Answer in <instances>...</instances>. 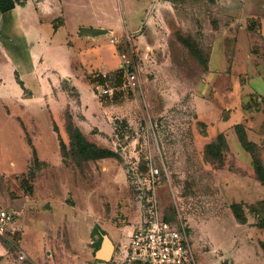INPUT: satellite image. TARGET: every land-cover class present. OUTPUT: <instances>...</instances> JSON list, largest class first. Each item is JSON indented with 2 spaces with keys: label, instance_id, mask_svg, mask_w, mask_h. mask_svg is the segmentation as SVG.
I'll list each match as a JSON object with an SVG mask.
<instances>
[{
  "label": "rangeland",
  "instance_id": "1",
  "mask_svg": "<svg viewBox=\"0 0 264 264\" xmlns=\"http://www.w3.org/2000/svg\"><path fill=\"white\" fill-rule=\"evenodd\" d=\"M161 1L171 4V17H151L153 2L149 0H27L26 9L20 13L28 24L27 31L30 30L31 36L37 39H32V50L41 59V68H50L57 74L64 72L69 53L75 56L77 51L86 47H98L103 57L109 52L116 53L118 58V52L109 43V32L115 37H123L126 29L133 34L131 42L125 41L121 50L130 56L132 66L137 70L141 95L138 92L133 95L124 89L111 98L104 96L102 91L108 88L105 80L112 71L93 72L91 76L94 80H87L101 106L108 110L123 108V112L111 113L112 120L130 118L134 127L135 123L142 121L144 136L141 138L138 135L140 153L136 154L137 144L132 140L121 161L77 163L68 153L62 158L51 125L52 121L57 125L59 119L51 120L45 113L51 112L47 108L54 104L53 98L44 101L43 96H15L16 92L26 87L24 77L8 62L6 54L0 53V210L13 215L16 229L13 234L0 236V264H142L129 256L127 225L134 230L144 223L139 207L145 206L141 197L143 194L137 188L146 190L148 182L139 178L138 173L136 178L129 173L130 167L138 159L137 155L139 157L144 152L148 164L159 170V176L153 179L156 182L154 199L159 215L162 217L166 213L170 217V208L177 214V206L187 232L193 261L186 264H200L204 256L209 264H222L221 257L228 255L234 258V264H254L252 258L244 255L242 248L239 249L242 252L237 262L230 241L212 239L209 242L202 231L207 222L220 216L222 197L212 178L204 177L208 175L209 166L194 158L182 162L190 149L196 151L191 147L194 144L191 143L192 128L188 129L182 122L181 133L170 131L166 142L162 143L157 138L162 153L160 157L149 127L150 120L154 124L157 116L176 107L193 93L206 68L214 31L229 26V21L219 18L215 0ZM57 21L63 24L52 35L53 23ZM252 23L257 26L256 22H250V26ZM98 27H104L105 33H80L83 28ZM255 27L249 28L254 31ZM238 28L233 25L231 29L238 31ZM136 29L139 30L134 33ZM247 37L259 41L260 33L255 31L247 34ZM248 51V54L255 52L261 56L258 70L264 72V57L261 55L264 49L259 44ZM231 53L232 50L227 51L230 63ZM235 70L237 73L231 83L240 90V108L248 114L246 122L252 123L249 133H245L247 138L249 135L257 141L251 150L255 174L264 175V80L255 83L250 79L247 88L253 87L259 95L250 93L244 97L240 88L246 79L238 75L242 72L240 66H236ZM227 85L228 80H225L218 87ZM164 90L170 91L168 100H171L172 106L164 107L156 117H152V109L155 108L153 96L162 98L161 92ZM243 91L246 92L245 87ZM216 95L213 114L223 105L231 107L236 102L233 96L219 92ZM56 99L59 101V97ZM60 101H64L63 104L68 107L72 105L69 98H60ZM39 109L44 110L43 116ZM180 118L177 116L174 121H183ZM178 130L180 132V126ZM26 135L37 152L41 163L38 166L32 163ZM101 144V147L114 148L113 133L102 139ZM200 148L201 144L198 145ZM182 164H185L184 167ZM181 167L195 170V176L186 177L180 172ZM208 176H211L210 173ZM204 180L206 184L215 185L214 195L203 192L206 187ZM236 198L233 194L232 200ZM46 205L49 210H43ZM254 210L264 212V205ZM96 223L106 226L105 236L114 244L120 242L114 258L108 263L95 258L97 250L90 229ZM19 252L26 256V260H18Z\"/></svg>",
  "mask_w": 264,
  "mask_h": 264
},
{
  "label": "crops",
  "instance_id": "2",
  "mask_svg": "<svg viewBox=\"0 0 264 264\" xmlns=\"http://www.w3.org/2000/svg\"><path fill=\"white\" fill-rule=\"evenodd\" d=\"M149 1L153 2L152 12H150L151 17H171L172 7L170 3L162 2L161 0ZM215 1L219 18L223 21L228 20L229 26H223L214 31L206 70L202 73V79L196 84L195 90L189 96L190 103L197 115V120L191 129V143L194 142L191 147L196 151L190 149L188 156L186 153L183 157L185 159L182 162L185 163L187 158H194L200 160L205 166H209L210 170L208 169L209 171L206 174L208 173L209 175L210 173L211 176L206 175L204 177L208 179H210L209 177L212 178L211 181L215 182L222 197V204L219 209L220 216L207 222L202 227L206 239L209 242L212 239L230 241V246L234 247L236 253L235 260L237 262L242 252L239 249L242 248L244 249V255L252 258L254 264H264V250L261 247V244H264V226H256L258 217L249 211V207L256 206L257 203L264 201V187L255 178L251 156L243 150L236 137L234 127L237 124L243 123L245 131L249 133L252 123L250 121L246 122L245 119L248 117V114L242 111V107L240 108V90H237L236 84L231 83V79L237 73L235 70L236 66H240L242 72L238 75H243L246 79L240 88L243 92L242 96L245 97L246 95H250V93L254 96L259 95V93H255L256 91L253 90V87L250 88L248 86V89L247 85L250 79L255 83L260 79L264 80V72L258 70V60L261 56L255 54V52L248 54V49L252 46L257 47L259 44L264 49V0ZM26 2L27 0H23L12 10L0 13V53L6 54L8 62L17 68L19 74L24 77L23 80L26 84L25 89L16 92L15 96L33 98L43 96L44 101H47L46 98H53L54 104L52 106L49 105L47 108L51 112L46 111L45 113L48 117H51V120L57 121L59 119L57 127L58 130L60 129L59 134L65 144H68L66 124L69 118L71 123L80 130L88 142L100 148H105L101 147L102 139L113 132L111 113L117 111V113L123 112V108L115 107L116 110H108L101 106L95 98L87 77L93 72L116 70L119 67L118 58L115 56L116 53L109 52V55L103 57L102 51L98 47L91 46L77 51L75 56L72 55L73 53H69L68 62L62 73L57 74L50 68H41V59L34 53L31 47L32 39L34 41H37V39L31 36L30 30L27 31L29 28L28 24L20 13L22 12L21 10L26 9ZM139 6L140 3L138 4ZM250 22H256L257 26L255 27L254 23L250 26ZM53 24L54 30L52 35L57 33L60 24L62 25L63 23L57 21ZM233 25L239 27L238 31L231 29ZM249 27L252 29L255 27V30L252 31ZM98 28L106 30L104 27ZM138 30L136 29L134 33ZM255 31L260 33L259 41L251 40L247 37V34ZM127 36H130L129 42H131L133 34H130L127 29L123 37H115L110 31L109 43L110 39H122L126 41L125 38ZM91 38L94 39L92 36ZM229 50H232L229 56L231 63L227 57V51L229 52ZM261 55L264 57L263 52ZM241 65L244 67L241 68ZM225 80H228V85L223 88L218 87V84L225 82ZM244 87L246 92L243 91ZM44 88L46 89L45 92H41ZM217 92L230 97L233 96L236 102L231 107L223 105V108H218L216 113L213 114L212 106L213 101L218 97L216 95ZM161 95L162 98L156 95L153 96L155 98L153 107L155 108L152 109V117H156L164 107L168 108L172 106L171 100H168L170 91L164 90L161 92ZM58 97L59 101L56 99ZM60 98L63 100L69 98L72 105L68 107L67 104H63L64 101H60ZM47 104L49 103L47 102ZM237 105H239L238 108ZM39 110L43 116L44 110ZM127 119L130 120V118ZM218 135L223 136L226 144V150L222 156L223 165L221 167L209 164L204 159L205 146L214 142ZM248 140L252 143H257L249 135ZM199 144H201L200 149H198ZM191 151L192 154H190ZM112 160L114 159H100L96 162H91V164H99ZM182 165L184 167L185 164ZM180 172L186 177L188 175L190 177L192 174L195 176V170H189L188 168H182ZM204 183L206 187L203 188V192L207 195H214L216 191L215 185L206 184V180H204ZM233 194L237 196L236 200H232ZM232 204H241L243 206L246 223L240 224L236 221L230 209ZM43 210H49V207L47 209L44 206ZM94 225H98L106 233V226H101L100 223ZM127 226V234L130 236L133 228L131 225ZM15 231L16 229L12 222L9 233L13 234ZM110 242L113 247L111 260L114 258L116 246L120 242H115V244L111 240ZM221 260L222 264H227V262L228 264H234V258L231 255H228L226 258L221 257ZM200 264H209L205 256L203 260H200Z\"/></svg>",
  "mask_w": 264,
  "mask_h": 264
},
{
  "label": "trees",
  "instance_id": "3",
  "mask_svg": "<svg viewBox=\"0 0 264 264\" xmlns=\"http://www.w3.org/2000/svg\"><path fill=\"white\" fill-rule=\"evenodd\" d=\"M23 2V0H0V13H5L12 10L16 5ZM125 45V43L123 44ZM122 45V46H123ZM122 46L119 51H121ZM208 59V58H207ZM207 64V60L205 66ZM206 68L203 70V72ZM92 73L88 76V80L91 82L94 80L92 78ZM100 75V74H99ZM104 76V75H102ZM105 84L108 88H121L125 83V73L122 69L117 68L116 70L109 72L107 78L105 80ZM179 105V107H177ZM176 107H171L165 113L160 114L155 118V131L157 134V138H160V142H166V138L169 132L173 131L175 134H179L182 131L183 125L182 122H185L184 125L189 129L192 128V125L197 120V115L195 110L190 103L189 96L185 97ZM180 117V122L174 121L175 117ZM136 127H134L133 123L127 118H115L112 120V127H113V137L115 140L114 148H100L93 143L88 142L80 130L75 127L68 118L66 124V133L68 135V144H65L62 140L58 127L54 121H52V129L53 132L57 135L59 151L62 158L65 157V154L68 153L70 157L76 160L77 163L80 162H96L100 159H108L112 158L114 160H122V154L125 152L128 144L135 140L136 144L140 143L138 141L141 135V138L144 136V123L142 121L135 123ZM180 126V132H179ZM236 137L245 152H247L252 158V168L254 171V175L256 180L264 187V175L258 174L256 176L253 157H252V148L254 147L255 143H252L248 140L245 128L242 124H237L235 127ZM188 131V130H186ZM26 142L27 145L31 148V156H32V163L34 166L40 165V161L37 156V152L30 140V138L26 135ZM144 147V143H143ZM136 154L140 153L138 149V144L136 145ZM226 150V144L224 142L223 136L218 135L214 142H211L205 146L204 150V159L207 163L212 165H217L221 167L223 165V152ZM143 153V152H142ZM137 169L140 174L147 175L149 171V164H148V157L146 152L143 154L137 155ZM177 187V186H176ZM148 193L147 195H149ZM143 203L145 206L142 207L143 211H146L150 204L146 201V197L143 198ZM264 205V201L259 202L256 206L249 207V211L254 215H257L258 221L256 226L263 227L264 226V212L260 210H254V208H258L259 206ZM230 209L236 219V221L240 224L246 223V218L243 211V206L241 204H232ZM148 215V213L146 214ZM162 219L166 222H169L175 225L176 221V214L173 208H171V216L167 217L166 213L162 214ZM90 235L92 238L95 239L94 244L96 245L95 248L98 250L100 244L102 242L103 236L106 235L104 231L100 229L98 225H94ZM262 249L264 250V244H261ZM142 263V262H141ZM143 264V263H142Z\"/></svg>",
  "mask_w": 264,
  "mask_h": 264
},
{
  "label": "built area",
  "instance_id": "4",
  "mask_svg": "<svg viewBox=\"0 0 264 264\" xmlns=\"http://www.w3.org/2000/svg\"><path fill=\"white\" fill-rule=\"evenodd\" d=\"M127 42L130 41V36L125 38ZM122 39H110V43L115 47L118 52L119 67L125 73V83L121 88H106L102 91L103 95L111 98L116 93L127 90L133 95L138 92L141 95V82L137 70L132 66L133 62L130 56L120 50L123 45ZM155 123L149 121V127L153 134L154 141L158 150V155L161 157V150L159 149L157 134L155 131ZM138 161V160H137ZM137 161L135 165L133 164L129 173L134 174L135 178L139 174V178H143L145 182H148L146 190L143 187L136 188L143 194L142 199L146 197V201L150 204V207L143 211L142 207V217L144 223L142 227L134 228L130 235L129 243V256L134 261L142 262L143 264H186L193 261L192 253L190 249V243L188 239L187 232L181 223V218L178 214V209L176 206L177 214L175 225L166 222L158 213L157 202L154 199V187L156 182L153 181L154 178L159 176V170L157 168H152L149 165V171L146 176H143L138 172ZM134 170V172H133ZM148 178V179H147ZM150 193L149 195H147ZM148 213V215H146ZM14 217L11 213L0 210V236H5L10 232V227ZM179 222V223H178ZM18 260H26V256L22 253H18Z\"/></svg>",
  "mask_w": 264,
  "mask_h": 264
},
{
  "label": "water",
  "instance_id": "5",
  "mask_svg": "<svg viewBox=\"0 0 264 264\" xmlns=\"http://www.w3.org/2000/svg\"><path fill=\"white\" fill-rule=\"evenodd\" d=\"M80 33L81 35H97V34H104L105 31L102 29L83 28L81 29ZM45 208L48 209V205H46ZM112 250H113V247L110 242V239L107 236H103L101 247L99 250L95 252V258L98 261L108 263L112 255Z\"/></svg>",
  "mask_w": 264,
  "mask_h": 264
}]
</instances>
